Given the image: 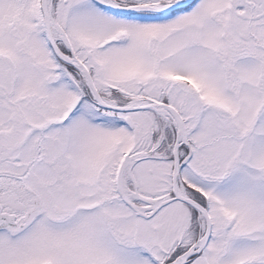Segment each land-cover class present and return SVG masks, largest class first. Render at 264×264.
Segmentation results:
<instances>
[{"label":"snow or ice","instance_id":"6c2138e0","mask_svg":"<svg viewBox=\"0 0 264 264\" xmlns=\"http://www.w3.org/2000/svg\"><path fill=\"white\" fill-rule=\"evenodd\" d=\"M0 264H264V0H0Z\"/></svg>","mask_w":264,"mask_h":264}]
</instances>
